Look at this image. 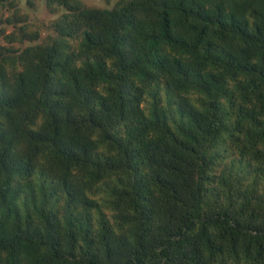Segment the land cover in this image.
<instances>
[{
	"label": "trees",
	"instance_id": "obj_1",
	"mask_svg": "<svg viewBox=\"0 0 264 264\" xmlns=\"http://www.w3.org/2000/svg\"><path fill=\"white\" fill-rule=\"evenodd\" d=\"M6 12L0 264H264V0Z\"/></svg>",
	"mask_w": 264,
	"mask_h": 264
},
{
	"label": "rangeland",
	"instance_id": "obj_2",
	"mask_svg": "<svg viewBox=\"0 0 264 264\" xmlns=\"http://www.w3.org/2000/svg\"><path fill=\"white\" fill-rule=\"evenodd\" d=\"M82 1L91 7L112 8L118 0H82ZM60 14L50 13L44 4L40 5L38 11L37 10L34 11L32 9L30 10L24 9L23 11V15H26L28 18V24L33 26L34 29L40 28L43 37H46V35L48 34L47 26L52 21L56 20ZM9 15L10 14L8 12H6L5 14H0V19L3 20V24H0V28L6 27L7 32L11 33L14 30L13 27L6 25V20L9 18ZM42 24L45 26L44 28L40 27Z\"/></svg>",
	"mask_w": 264,
	"mask_h": 264
}]
</instances>
